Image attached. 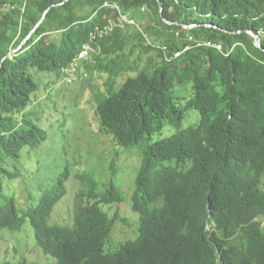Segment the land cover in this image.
I'll return each mask as SVG.
<instances>
[{
  "label": "trees",
  "instance_id": "16d2710c",
  "mask_svg": "<svg viewBox=\"0 0 264 264\" xmlns=\"http://www.w3.org/2000/svg\"><path fill=\"white\" fill-rule=\"evenodd\" d=\"M161 1L164 17L159 0H0V238L29 225L46 264H264V0ZM115 6L140 28L121 23ZM88 43V70L107 78L96 95L100 132L129 149L167 131L140 161L136 225L113 182L101 188L73 164L43 196L35 177L25 205L5 192L23 176L10 163L50 140L30 112L43 78L67 76ZM191 112L199 121L185 127ZM75 179L71 223H55ZM121 222L138 237L112 241ZM0 264L42 263L13 247Z\"/></svg>",
  "mask_w": 264,
  "mask_h": 264
},
{
  "label": "rangeland",
  "instance_id": "374dc122",
  "mask_svg": "<svg viewBox=\"0 0 264 264\" xmlns=\"http://www.w3.org/2000/svg\"><path fill=\"white\" fill-rule=\"evenodd\" d=\"M140 25L141 29H144V26ZM29 38L30 35L24 38L20 45L26 44ZM94 61L93 54H91L87 61L81 63L78 72L73 77L68 74L63 78L52 75L43 78L38 99L30 112L35 122L49 132L50 140L31 156L28 155L27 158L30 157L28 161L24 158L17 163H10L12 173H17L14 170L18 169L23 176L5 185V192L15 194L18 201L25 205L30 201L29 198L25 199L28 196L27 184L34 183L35 177L40 182L38 191L43 196L52 190L61 172L69 167L71 172V164H73L79 172L86 170L88 178L98 181L101 188L113 182L119 194L124 198L120 206L123 218L132 222L136 221L134 223L136 225L140 216L131 210L130 203L135 188L134 181L141 167H139L140 161H142L148 143L158 141L167 131L165 130L161 136H154L149 142L143 141L129 149L115 146L109 136L101 133L95 114L96 95L101 90L107 92L105 84L107 78L97 70H88L87 65ZM37 77L35 78L38 81ZM127 77L120 78L119 82H123ZM70 79L74 82L71 83ZM103 97L107 98L108 95ZM198 121V113L191 112V119L186 120L184 126H192ZM26 176H29V179L25 178ZM73 181V185L68 190L69 194L58 204L52 217L55 223L61 220L63 223H71V214L78 206L76 195L81 188L79 179ZM38 200L37 198L35 204ZM259 221L264 226V218H260ZM134 224L118 223L112 234V241L136 239L138 233L136 235L134 233ZM27 231L32 237L30 241L22 238ZM13 247L18 252L21 251L32 262L38 260L42 264L47 262L34 246L33 232L29 225L22 233L9 235L6 239L0 238V256Z\"/></svg>",
  "mask_w": 264,
  "mask_h": 264
},
{
  "label": "built area",
  "instance_id": "2783aa9c",
  "mask_svg": "<svg viewBox=\"0 0 264 264\" xmlns=\"http://www.w3.org/2000/svg\"><path fill=\"white\" fill-rule=\"evenodd\" d=\"M115 8H117L119 13H120L121 23H126V24H129V25H132V26L140 28L139 24L137 23V21L135 19H132L130 16L124 15L122 13L120 7L115 6ZM190 41L198 43L199 46L206 45V46H209V47L216 48L219 51L223 50L222 45L213 44L211 42L203 44L202 42L196 41L194 39V37H190ZM159 48L162 49L165 52L167 59L170 61L171 59L167 56V54L169 52V48L167 46H160ZM189 49H190V47L187 48V50H189ZM93 52H95V49L93 48L92 44L91 43L86 44L84 46V48H83L78 60L72 65L71 69L68 70L67 74H69L70 76L73 77L78 72L81 63H84L85 61H87L90 58L91 54H93ZM181 55H182V53H178L176 55V57H180ZM226 56H229V55H226ZM70 82L73 83L74 80L70 79Z\"/></svg>",
  "mask_w": 264,
  "mask_h": 264
},
{
  "label": "water",
  "instance_id": "95a60500",
  "mask_svg": "<svg viewBox=\"0 0 264 264\" xmlns=\"http://www.w3.org/2000/svg\"><path fill=\"white\" fill-rule=\"evenodd\" d=\"M159 3H160V7H161V13H162V16L164 17V11H165V6H164V3L161 1V0H159ZM61 4H63V3H59V4H57V5H61ZM45 18V15L43 16V19ZM42 19V20H43ZM42 20H41V22H42ZM166 21V23H168V24H171V25H173V23H171L170 21H168V20H165ZM40 22V23H41ZM39 23V24H40ZM38 24V25H39ZM185 28L186 29H192V28H194V26H185ZM248 33L249 34H251L253 37H254V39H255V45L258 47V48H260V49H262V47H261V36H260V34L258 33V32H256V31H254V30H248ZM264 50V49H263ZM16 50H13L12 52H15Z\"/></svg>",
  "mask_w": 264,
  "mask_h": 264
},
{
  "label": "bare ground",
  "instance_id": "6f19581e",
  "mask_svg": "<svg viewBox=\"0 0 264 264\" xmlns=\"http://www.w3.org/2000/svg\"><path fill=\"white\" fill-rule=\"evenodd\" d=\"M47 12V11H46ZM43 19V18H42ZM43 21V20H42ZM41 22V21H40ZM35 30V29H34ZM32 30V32L34 31ZM29 36V35H28ZM23 45H20L18 48H17V51L22 47ZM15 50V49H14Z\"/></svg>",
  "mask_w": 264,
  "mask_h": 264
}]
</instances>
